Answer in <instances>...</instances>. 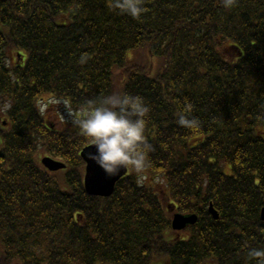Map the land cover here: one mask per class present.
<instances>
[{
	"label": "trees",
	"instance_id": "16d2710c",
	"mask_svg": "<svg viewBox=\"0 0 264 264\" xmlns=\"http://www.w3.org/2000/svg\"><path fill=\"white\" fill-rule=\"evenodd\" d=\"M145 7L136 20L111 0H0V264H249L264 247V0ZM116 90L151 108V165L94 197L90 143L41 105L63 101L76 119ZM185 100L199 130L176 123ZM41 152L65 168L47 171ZM169 199L196 224L173 231Z\"/></svg>",
	"mask_w": 264,
	"mask_h": 264
},
{
	"label": "clouds",
	"instance_id": "9594fccd",
	"mask_svg": "<svg viewBox=\"0 0 264 264\" xmlns=\"http://www.w3.org/2000/svg\"><path fill=\"white\" fill-rule=\"evenodd\" d=\"M220 3L230 10L238 0H220ZM111 7L136 20L148 11L145 0H111ZM80 62L86 63V57L82 56ZM192 111L193 105L185 100L176 113V123L189 130H199L201 122ZM150 113L144 97L126 91L116 90L88 100L74 120L83 137L94 146L88 159L110 177L126 168L142 172L150 167V153L154 150L147 138ZM246 255L249 264H264V247H249Z\"/></svg>",
	"mask_w": 264,
	"mask_h": 264
},
{
	"label": "water",
	"instance_id": "95a60500",
	"mask_svg": "<svg viewBox=\"0 0 264 264\" xmlns=\"http://www.w3.org/2000/svg\"><path fill=\"white\" fill-rule=\"evenodd\" d=\"M94 146L90 145L86 148H84L81 152V158L86 163V171L85 177H84V188L85 193L93 196L98 197H109L114 190L115 184L117 180H119L121 177H123L126 172L127 168L122 170L118 175L116 176H108L104 173L102 169H100L93 161L88 159V154L90 152H94ZM42 163L45 167H47L50 171H55L63 168L64 166L59 163H55L49 158L42 159ZM210 213L212 214V218L217 219V213L212 209V207L209 209ZM262 215H264V210L262 211ZM264 219V217L262 216ZM171 226L174 230H181L184 229L187 225H193L196 222V216L195 215H187L183 216L181 214H175L173 216V219H171Z\"/></svg>",
	"mask_w": 264,
	"mask_h": 264
},
{
	"label": "rangeland",
	"instance_id": "374dc122",
	"mask_svg": "<svg viewBox=\"0 0 264 264\" xmlns=\"http://www.w3.org/2000/svg\"><path fill=\"white\" fill-rule=\"evenodd\" d=\"M143 56L141 55V58H142ZM140 58V59H141ZM60 104H62V103H60ZM52 105H54L53 107H52V109L53 110H50V111H48L47 112V115H46V118H48L47 120L48 121H50V123L53 125V127H55V128H60V125L62 124H68L69 123V121L72 119V117L71 118H68V122H66L65 121V117H56V116H54V114L52 115L51 114V112L52 113H55L56 112V110H60V108H59V103L57 102V101H54V104L52 103ZM44 109V108H43ZM56 109V110H55ZM60 116H61V113L59 114ZM73 123H74V121H73ZM42 153V152H41ZM42 155H44V156H47V155H45L44 153H42ZM223 171L225 172V173H231V169H230V167L227 165V164H224L223 165ZM165 203V205L167 206V201H165L164 202ZM170 216H171V214H170Z\"/></svg>",
	"mask_w": 264,
	"mask_h": 264
}]
</instances>
